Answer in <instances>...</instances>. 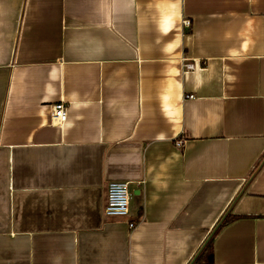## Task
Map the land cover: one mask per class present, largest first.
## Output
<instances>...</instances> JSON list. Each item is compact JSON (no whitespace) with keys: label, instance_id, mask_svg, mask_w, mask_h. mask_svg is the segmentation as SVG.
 Segmentation results:
<instances>
[{"label":"crops","instance_id":"1","mask_svg":"<svg viewBox=\"0 0 264 264\" xmlns=\"http://www.w3.org/2000/svg\"><path fill=\"white\" fill-rule=\"evenodd\" d=\"M228 213L264 264V0H0V264H190Z\"/></svg>","mask_w":264,"mask_h":264},{"label":"built area","instance_id":"2","mask_svg":"<svg viewBox=\"0 0 264 264\" xmlns=\"http://www.w3.org/2000/svg\"><path fill=\"white\" fill-rule=\"evenodd\" d=\"M182 25L190 27V22L187 19H183ZM186 69H192V64L185 65ZM187 99H194L193 95L185 96ZM51 122L55 125H61L67 118V108L63 102H59L52 107ZM181 141L178 142L180 146ZM105 197V206L103 214L106 218H125L129 213V186L126 183L120 182H108ZM129 229H133L135 224L129 223Z\"/></svg>","mask_w":264,"mask_h":264},{"label":"trees","instance_id":"3","mask_svg":"<svg viewBox=\"0 0 264 264\" xmlns=\"http://www.w3.org/2000/svg\"><path fill=\"white\" fill-rule=\"evenodd\" d=\"M234 220L235 217L233 215H231L230 213L226 214L223 221L221 222V225L216 229V232L218 233L222 227L230 224ZM212 240H213V236L207 241V243L203 247L204 249L194 259L193 264H214L212 262V258H213Z\"/></svg>","mask_w":264,"mask_h":264},{"label":"water","instance_id":"4","mask_svg":"<svg viewBox=\"0 0 264 264\" xmlns=\"http://www.w3.org/2000/svg\"><path fill=\"white\" fill-rule=\"evenodd\" d=\"M225 217V216H224ZM224 217L220 220L219 224L212 230L213 232L210 234V236L207 238V240L205 241V243L201 246V249L198 251V253L194 256L193 260L190 262V264H192V262L194 261V259L200 254V252L204 249L203 247L205 246V244L207 243V241L213 236V234L216 232V229L221 225V222L223 221Z\"/></svg>","mask_w":264,"mask_h":264}]
</instances>
